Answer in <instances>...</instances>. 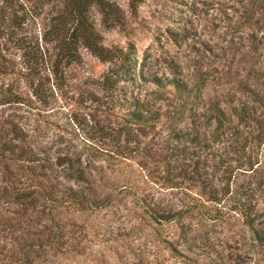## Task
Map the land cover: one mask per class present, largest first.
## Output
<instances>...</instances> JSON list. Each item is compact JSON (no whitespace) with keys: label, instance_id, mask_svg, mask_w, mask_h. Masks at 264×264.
<instances>
[{"label":"trees","instance_id":"1","mask_svg":"<svg viewBox=\"0 0 264 264\" xmlns=\"http://www.w3.org/2000/svg\"><path fill=\"white\" fill-rule=\"evenodd\" d=\"M142 1L130 0V7L136 11ZM227 1L232 2L223 10V24L212 25L214 34L219 28L223 35L241 34L256 16H264V0ZM49 4L50 0H0V151L8 153L11 162L37 165L24 177L29 182L42 180L36 186L20 187L14 180L20 174L6 166L0 175L5 185L0 186V202L8 200L9 209L23 219L31 213H49L56 235L65 226L55 214L72 213L73 219L83 220L86 214L112 209L105 222L92 220L79 227L83 240H92L78 245L81 249L70 254V264H246L244 256L234 253L240 248L226 241L238 227L253 231L250 248L258 249L264 258V211L258 204L259 199L264 203V166L251 153V148L264 146V120L258 116L264 111V96L247 84L253 80L264 89V37L252 36L245 55L258 66L240 84L246 100L213 102L207 109L209 115L202 116L203 124L198 116L192 117L187 129L173 128L167 137L160 136V146H167L170 161L160 165L163 170L158 165L151 169L152 165L138 164L142 174L136 182L142 189L120 188L106 172L120 177L124 163L147 153L150 156L151 146H158L154 131L163 119L161 104L169 100L166 90L173 87L177 94H191L199 92L200 86H190L180 72L167 81L155 75L149 81L143 76L145 84L157 88L148 94L151 101H140L133 92L142 88L134 71L133 48L126 52L102 46L93 21L94 5L106 21L118 23L124 20L121 8L105 0ZM248 35L259 34L252 31ZM230 44L223 55L213 53L214 63H228V53L237 45L232 40ZM80 49L110 67L100 79H90L73 90L67 85L68 75L82 63ZM230 76L229 70L226 77ZM91 84L97 87L96 93L88 90ZM65 85L91 105L84 122L90 131L76 141L59 138L45 145L48 128L40 125L39 110L32 103L36 100L49 106L51 97L65 90ZM201 105L205 108L202 101L196 106ZM118 109L125 111L119 114ZM99 113L106 116L104 120L98 118ZM146 140L147 149L143 147ZM214 144L222 146L224 153L206 155ZM193 188L200 189V195ZM31 221L42 225L44 219ZM7 223L0 214V239L5 234L9 237ZM63 238L60 233L58 240ZM64 245L61 242L59 247ZM29 248L42 250L37 245ZM1 256L3 247L0 264Z\"/></svg>","mask_w":264,"mask_h":264},{"label":"rangeland","instance_id":"2","mask_svg":"<svg viewBox=\"0 0 264 264\" xmlns=\"http://www.w3.org/2000/svg\"><path fill=\"white\" fill-rule=\"evenodd\" d=\"M68 1L50 0L49 5H61ZM105 1L121 8L124 20L119 23L111 20L106 21L97 6L94 5L92 16L95 28L101 35L102 46L107 49L119 48L127 52L130 48H133L134 71L138 83L142 84V88L133 91L134 96L142 102L153 99L148 94H151L157 87L153 83L145 84L143 76L149 78V81L153 79V75L167 81V79L175 77L174 73L178 74L180 72L181 77L189 82L190 86H200L199 92L194 90L192 93L190 92L191 94H188V92L177 94L174 92L173 87H169L165 93L169 100L165 102L166 104H161L163 119L157 124L154 131V133H158V146H151L154 147V150L150 156L147 153L143 157L135 158L133 162L124 163L120 169L122 170L120 177L119 175L114 176L108 170L106 172V176L111 178V182L120 188L125 186L141 188L142 185L136 182L142 174L138 164L143 165V163H146L147 167L152 165V169L157 165H164L170 161L167 158V146L163 147V144L160 146V136L162 139L167 137L173 128L178 130L187 129L190 127L192 117L198 116L199 123L203 124L205 120L202 119V116L204 114L209 115L207 109L210 108L213 102L219 100L220 103H225L232 100L238 104L246 100L247 94L243 92L244 87L240 84L242 81H247L249 74L253 70H257L258 66L255 65L251 57L245 55L250 51L249 45L252 36L264 37L262 35L264 34V16H256L251 24L252 26H244L241 34L223 35L221 28L214 34L212 25L214 23L220 27L223 24V10L226 4H230L232 1L143 0L136 11L130 7V0ZM252 31L259 35H248ZM231 40L237 44L234 47L238 48V51L235 48L229 51L228 63L222 60L214 63L213 53L223 55V50H228L231 47ZM80 53L82 63L71 68L68 75L67 85L73 90L90 79H100L110 67L108 63L100 62L86 49H80ZM229 60L232 63H229ZM229 70L231 76L227 78L226 74ZM192 74L193 76H191ZM195 74L197 75L195 76ZM247 84L254 91L264 96V89L259 86L260 83L257 84L256 81L249 80ZM64 89L55 92L50 99L49 106L42 105L36 100L32 103L33 108L39 110L40 125L48 128L49 135L43 143L45 145L59 138L76 141V139H80L84 132L90 131V127H87L84 122L86 121L85 117H89L91 113L88 110L91 105L82 101V98L79 97L80 92H73L66 85ZM189 89L191 90V87ZM88 90L96 93L97 87L91 84L88 86ZM21 92L28 97L26 90L22 89ZM195 96L200 99L197 100ZM248 96L250 95L248 94ZM200 101L204 102L205 108L202 107L203 105L197 108L196 105ZM92 107H96L95 104ZM124 111L125 109L117 110L119 114H123ZM35 114L37 113L32 115ZM32 115L29 114V116ZM97 116L101 120L106 117L103 113H99ZM258 116L261 120H264V111L259 112ZM74 117L78 119V122L72 121ZM81 123L84 126H80ZM81 127H84V129L82 130ZM247 130L244 129V132ZM205 131L204 128H200L201 133H205ZM148 142L146 140L143 147ZM251 150L256 161L261 162L264 166V146L256 149L251 148ZM213 152L220 155L224 153L223 147L214 144L206 152V155L210 156V153ZM0 154L4 155L2 156L4 159L0 156V175L7 166L12 170L14 169L16 174H20L19 177L16 176L17 179H14L20 187L29 184L36 186L42 183L40 179H33L29 182L24 177V175L29 177V168L37 165H29L25 162L14 163L8 160L11 157L8 153L5 154L0 151ZM209 159L212 160V158ZM212 163L211 161L210 164ZM233 164L235 165V163ZM148 169L146 174H148ZM159 170H163V166H160ZM245 180L249 181V179ZM0 186L5 187L1 176ZM192 190L200 195V189L193 188ZM1 192L3 191L0 190V195ZM6 202L8 200H1L0 214L7 218V227L10 229V234L9 237L7 235V238L6 234L2 235L0 239V248L3 247L1 264H70L69 261L72 260H68L70 254L81 249L78 245L89 244V241L92 240V237H89L88 242L84 241L79 227L88 226L93 222H105V217L110 216L113 211L108 208L100 213L86 214L83 219L84 222L83 220L73 219L72 213H64L61 216L55 214L54 217H57V222L61 224L63 221V226H65L56 232L58 235L60 233L64 235L63 240L59 241L58 235L52 230V222L50 221L52 217L49 213H41L39 216L31 213L27 216L29 220L28 218H19L13 213V210L9 209ZM258 204L261 212L264 211V203L260 199ZM207 207L214 210L212 205ZM42 209L43 207H40V211ZM16 211L18 212L17 209ZM38 217H43L44 222L42 225L30 222V219H37ZM92 220L94 221L92 222ZM74 223H76V226ZM235 231V236H231L232 238L228 236L229 239H226L232 247L240 248L239 251H234V253L244 256L246 264H264V258L259 254L260 251L258 252L257 249L255 252L254 249L250 248L255 238L253 231L245 227H238ZM61 242L65 244L63 248L59 247ZM33 245L42 247V250L30 249L29 247ZM51 246L53 249H50ZM7 256L8 258H6ZM76 259L82 260L83 258L76 257Z\"/></svg>","mask_w":264,"mask_h":264}]
</instances>
